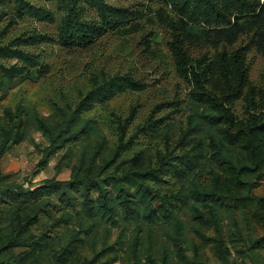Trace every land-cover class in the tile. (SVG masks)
<instances>
[{
  "label": "trees",
  "instance_id": "trees-1",
  "mask_svg": "<svg viewBox=\"0 0 264 264\" xmlns=\"http://www.w3.org/2000/svg\"><path fill=\"white\" fill-rule=\"evenodd\" d=\"M0 264H264V0H0Z\"/></svg>",
  "mask_w": 264,
  "mask_h": 264
},
{
  "label": "rangeland",
  "instance_id": "rangeland-1",
  "mask_svg": "<svg viewBox=\"0 0 264 264\" xmlns=\"http://www.w3.org/2000/svg\"><path fill=\"white\" fill-rule=\"evenodd\" d=\"M38 159V155L33 152V147L24 143L14 149L12 153L6 157L5 166L10 173H16L18 174L17 178L23 179V177L32 174V170H34ZM53 166L54 163L36 179L42 180L44 178L53 177L55 175Z\"/></svg>",
  "mask_w": 264,
  "mask_h": 264
},
{
  "label": "crops",
  "instance_id": "crops-1",
  "mask_svg": "<svg viewBox=\"0 0 264 264\" xmlns=\"http://www.w3.org/2000/svg\"><path fill=\"white\" fill-rule=\"evenodd\" d=\"M3 169L6 171V172H9L8 170H7V168H6V166H5V160H4V162H3ZM40 176V175H39ZM38 178V177H37ZM36 181H39V179H36Z\"/></svg>",
  "mask_w": 264,
  "mask_h": 264
}]
</instances>
